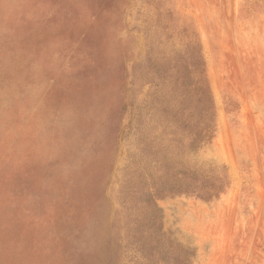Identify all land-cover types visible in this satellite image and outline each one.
<instances>
[{
	"label": "rangeland",
	"instance_id": "obj_1",
	"mask_svg": "<svg viewBox=\"0 0 264 264\" xmlns=\"http://www.w3.org/2000/svg\"><path fill=\"white\" fill-rule=\"evenodd\" d=\"M210 100L227 186L160 193L135 154ZM160 232L264 264V0H0V264H160Z\"/></svg>",
	"mask_w": 264,
	"mask_h": 264
},
{
	"label": "trees",
	"instance_id": "obj_2",
	"mask_svg": "<svg viewBox=\"0 0 264 264\" xmlns=\"http://www.w3.org/2000/svg\"><path fill=\"white\" fill-rule=\"evenodd\" d=\"M206 89L209 93V89L207 87ZM182 116L176 139H164L162 147L153 149H147L145 145L144 149H140L139 153L135 154L133 165L144 157L146 161L152 162L151 172L158 175L156 179L159 182L160 193L189 195L210 202L219 197L218 193L215 195V188L219 187L218 190L223 191L222 189L227 186V177L212 174L208 168L200 166L194 159L203 147L210 144L216 132L213 101L210 100L208 107L204 106L199 112L192 111L189 115ZM147 150L152 152L145 153L148 152ZM216 183L219 186H215ZM153 242L151 236L142 238L141 252L143 254L146 250L152 252ZM159 256L160 264H195L192 248L178 244L172 236H167L163 232H160ZM153 257L148 253L145 260H149L150 263ZM154 259L153 261L156 262Z\"/></svg>",
	"mask_w": 264,
	"mask_h": 264
}]
</instances>
